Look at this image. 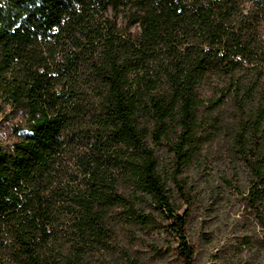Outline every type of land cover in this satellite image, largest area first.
I'll return each mask as SVG.
<instances>
[{"label": "trees", "instance_id": "1", "mask_svg": "<svg viewBox=\"0 0 264 264\" xmlns=\"http://www.w3.org/2000/svg\"><path fill=\"white\" fill-rule=\"evenodd\" d=\"M211 160L264 236V0H0V264H197Z\"/></svg>", "mask_w": 264, "mask_h": 264}, {"label": "rangeland", "instance_id": "2", "mask_svg": "<svg viewBox=\"0 0 264 264\" xmlns=\"http://www.w3.org/2000/svg\"><path fill=\"white\" fill-rule=\"evenodd\" d=\"M186 175L198 195L193 210L189 211L170 188L175 207L181 214H189L188 236L196 251L197 264H264L262 231L248 218L243 199L227 183L232 181L245 194L249 175L242 168L212 166V160L196 164ZM155 241L160 249L168 244L164 236ZM151 259L149 264H181L175 256Z\"/></svg>", "mask_w": 264, "mask_h": 264}]
</instances>
